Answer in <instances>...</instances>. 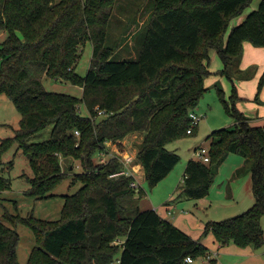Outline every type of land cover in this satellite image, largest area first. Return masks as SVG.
Listing matches in <instances>:
<instances>
[{"label":"trees","instance_id":"16d2710c","mask_svg":"<svg viewBox=\"0 0 264 264\" xmlns=\"http://www.w3.org/2000/svg\"><path fill=\"white\" fill-rule=\"evenodd\" d=\"M252 1L155 0L138 55L114 59L124 40L122 36L116 44H107L117 0H0V29L8 32L0 43V96L6 93L21 112L15 133L0 141V161L18 143L32 168L23 173L31 183L26 193L38 197L52 195L65 177L62 157H72V166L76 161L82 168L74 177L82 185L66 195L58 219L5 214L14 226L0 221V264H22L15 227L19 222L35 234L26 264H190L185 257L200 255L209 257L208 264H217L201 240L156 209L140 207L136 194L144 189L131 185L135 175L125 172L122 155L108 149V141L140 133L135 162L151 186L163 179L180 158L167 143L195 132H187L190 111L209 88L211 49L233 81L229 97L220 84L217 87L235 126L208 135L210 159L188 160L180 194L206 196L226 155H243L249 161L255 202L237 215L210 220L206 231L211 229L221 244L264 243V123L253 124L238 107L234 82L243 71L238 64L244 41L264 45V0L229 28ZM87 41L92 57L80 75L77 65ZM44 76L80 85L83 93L47 89ZM263 84L264 74L259 91ZM50 126L48 138L34 140ZM96 153L111 155L96 161ZM244 167L237 174H243ZM8 187L9 178L0 175V194ZM118 238L123 242H115Z\"/></svg>","mask_w":264,"mask_h":264},{"label":"rangeland","instance_id":"374dc122","mask_svg":"<svg viewBox=\"0 0 264 264\" xmlns=\"http://www.w3.org/2000/svg\"><path fill=\"white\" fill-rule=\"evenodd\" d=\"M260 1L253 0L241 14L234 18L229 28L240 23V20L258 6L253 7V5L255 3L259 4ZM154 4L155 0H117L116 7L110 18L107 44H116L122 36H124V40L121 43L122 45L116 48L112 58L124 59L138 55V51L146 36L149 15ZM241 17L243 18L239 20ZM130 23L131 28L128 29V24ZM7 34L6 29H0V43L6 38ZM92 51V43L91 41H87L83 46L77 65V71L80 75L86 73L90 65ZM208 64L209 68L213 71L212 75L207 78L209 88H207L196 107L199 113H205V117L200 119L193 127L195 128L194 133L177 137L167 143V147L177 151L180 158L163 179L151 186L140 170L135 173V178H137L140 186L144 189V193L141 195L137 193L136 195L141 208L150 206L160 208V211L164 212L162 213L164 218L175 222L181 229L185 230L192 237L201 240V242L204 240L205 243H203L208 247L209 252L214 253L217 258V264H237L235 260L238 258L233 259L229 255L217 257L216 253L219 251L218 248L221 243L217 240L211 229L206 231V224L210 220H222L237 215L242 212L244 206L252 203L253 199L251 197L254 194L252 191L251 174L247 173L241 177L237 174V170L243 167L244 164L245 166L246 164L249 165V161L237 152H229L226 160H224L220 167V171L217 172L218 174L212 183L210 192L206 196L194 198L184 193L180 194L182 188L179 185L183 183L186 164L189 159L198 158L196 151L198 148L209 146L210 138L208 135L219 127L234 128L235 126V120L228 112L217 87L220 84L226 88L225 83L230 78L223 71L224 62L216 49L210 50ZM43 82L47 89L50 90L68 92L77 96H81L83 93L80 85L64 79H53L44 76ZM224 93V96L229 97L231 92L227 93L224 89ZM82 112L84 114L88 113L83 106ZM20 119L21 112L14 101L6 93L1 94L0 141L2 138L12 136L15 133ZM50 135L51 126L43 130L41 135L35 137L34 140H43ZM141 139L142 135L140 133L133 132L119 142L108 141V149L110 152L115 151L120 155L125 153L136 155L139 147L138 142H141ZM110 155L107 153L100 156L99 153H96L94 156L96 161H104ZM74 163L75 165L72 166V157H62V166L66 175L51 191L52 195L48 197L30 195L26 191L31 183L23 174L25 172H32L29 158L22 148L19 147L18 143L11 146L4 153L2 161H0V175L9 178L10 182V187L2 190L0 194V221L14 226L13 222L6 217L5 214L7 212L16 215L20 214L25 217L34 214L40 218L58 219L61 216L66 195L76 192L82 185L80 180L74 178L75 174L80 172L82 168L76 161ZM243 169L246 170V167ZM172 193L174 195H171ZM170 203L171 206L168 208V204ZM261 222L264 228V215ZM15 227L19 232L18 257L22 264H26L35 245V234L26 223L19 222ZM232 243L235 244V242ZM223 245L225 247L226 244ZM237 245L239 246L240 244ZM240 246L242 247L243 245ZM252 247L261 251L264 257V243L260 247L253 245ZM203 257L204 255H200L191 264H202ZM245 262H247L246 259L240 264H246ZM59 264L68 263L61 261Z\"/></svg>","mask_w":264,"mask_h":264},{"label":"crops","instance_id":"0c3cea01","mask_svg":"<svg viewBox=\"0 0 264 264\" xmlns=\"http://www.w3.org/2000/svg\"><path fill=\"white\" fill-rule=\"evenodd\" d=\"M257 5H259V4L255 3L253 5V7H256ZM243 17L239 18V20L242 19ZM234 18L231 20V23L233 22ZM242 20H240V21H242ZM231 23H230V25H231ZM238 65L243 71H242V74H237L234 76V82L237 85L238 93L240 96V98L237 100V105L242 111H244L250 117L253 124L262 125L264 123V85L262 86V88L259 91L258 90V83H259L261 75L264 73L263 72L264 71V45L258 46V45L253 44L249 40H245L244 44H243V53H242V56L240 58ZM206 84H207V79H206ZM225 85H226V88H224V87L223 88L225 89V91L227 93L228 92L230 93L232 91L233 81L229 79V81H227L225 83ZM257 94H258V99H256ZM227 155H226L224 160H226ZM221 165H220V167H221ZM136 166H137L136 167L137 170L138 171L140 170L141 173L144 174V170H143L141 164L138 163ZM244 166H245V164H244ZM220 167H219L218 172L220 171ZM245 167H248V165L246 164ZM247 173L251 174L249 169H246L245 173L241 174L239 177H241L242 175L247 174ZM135 176H136V174H135ZM175 193H176V191H175ZM171 195H174V193H172ZM252 196H253V197H251V199H253V201L251 200L252 203L248 204V206H244L242 212L244 210H246L247 208H249L255 202V197H254V195H252ZM169 206H171V203L168 204V208H170ZM145 208H154L161 215H163L162 213H164V212L160 211V208H156L155 206L154 207L150 206V207H145ZM173 219H176V218H173ZM203 242H204V240H203ZM233 244L234 243H232V242L226 243L225 247H223L224 246L223 244H220V246L218 248L219 251L216 253L217 257L218 256H223V257L225 256L226 257L229 255V256H232L233 259L238 258L237 260H235V261H237V264L242 263L243 260H245V259L247 261V262H245L246 264H264V262H263L264 257L262 255L261 251H258V249H255L254 247H252V245L248 244L245 247H243V246L241 247L240 245L238 246L236 243L234 245ZM209 256L216 258L214 253H212V252L209 253ZM196 259H197V257L194 259L193 262H195ZM208 259H209L208 256L207 257L204 256L202 264H208Z\"/></svg>","mask_w":264,"mask_h":264},{"label":"built area","instance_id":"2783aa9c","mask_svg":"<svg viewBox=\"0 0 264 264\" xmlns=\"http://www.w3.org/2000/svg\"><path fill=\"white\" fill-rule=\"evenodd\" d=\"M190 116H191V122H190L188 129H187V132H189V133L193 131V127L199 122V120L202 119L203 117H205V113H203V112L199 113L196 109H194V110L190 111ZM76 133H79V130H76ZM196 151L198 154V158H201L205 161H208L210 159L208 147H200ZM135 156L136 155H134L133 153H125L122 155V158H123V160L127 166V169L125 170V172L128 174L135 175L134 173L138 172V170L136 168V165L138 163L135 162ZM131 185L134 187H139L140 182L137 180V178H135L131 182ZM115 242H123V239L118 238L115 240ZM185 261L192 263L194 261V258L192 256H187V257H185Z\"/></svg>","mask_w":264,"mask_h":264},{"label":"water","instance_id":"95a60500","mask_svg":"<svg viewBox=\"0 0 264 264\" xmlns=\"http://www.w3.org/2000/svg\"><path fill=\"white\" fill-rule=\"evenodd\" d=\"M138 146H139V147L141 146V142H138Z\"/></svg>","mask_w":264,"mask_h":264}]
</instances>
